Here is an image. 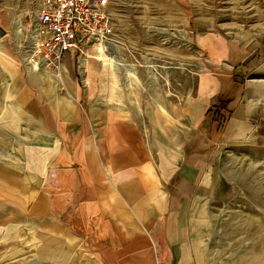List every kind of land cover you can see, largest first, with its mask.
<instances>
[{
    "label": "crops",
    "instance_id": "crops-1",
    "mask_svg": "<svg viewBox=\"0 0 264 264\" xmlns=\"http://www.w3.org/2000/svg\"><path fill=\"white\" fill-rule=\"evenodd\" d=\"M197 43L186 84L180 49L175 65L126 66L145 88L132 100L149 101L135 114L96 110L89 124L68 101L48 104L31 143L17 138L19 110L0 117V139L15 136L12 154L0 141V218L28 220L23 264H214L223 156L264 138V32L209 30Z\"/></svg>",
    "mask_w": 264,
    "mask_h": 264
},
{
    "label": "rangeland",
    "instance_id": "rangeland-1",
    "mask_svg": "<svg viewBox=\"0 0 264 264\" xmlns=\"http://www.w3.org/2000/svg\"><path fill=\"white\" fill-rule=\"evenodd\" d=\"M41 2L0 0V117L4 115L8 122L13 118L8 115L12 112L9 109L19 110L17 138L28 143L33 141L30 136L37 114L42 118L48 104L61 106L68 101L82 114H93L88 117L89 124L96 123V110L142 111L149 101L132 100L139 92L144 94L143 85L132 83L142 72L133 69L134 74H128L126 66L143 64L150 56H162L167 64L175 65V51L180 49L186 84L193 64L202 61L195 46L199 35L209 30L264 32V0H105L109 22L106 39L70 55V66L57 77L50 71L27 69L21 59L22 47L29 38L25 25L32 22ZM15 19L21 25L19 33H15ZM114 51L121 60L117 72L112 69L116 65L109 61ZM82 59L86 60L83 65ZM137 119L145 121L144 117ZM41 136L53 135L44 132ZM12 140L15 136L10 132L0 139L9 154L13 152ZM222 161L226 187L209 207L218 253L214 264H264V138L250 147L227 152ZM24 166L18 170L32 167L28 163ZM24 220L6 222L5 211L3 221L0 218V264H23L16 252L17 248L21 251L22 239L29 232L28 220Z\"/></svg>",
    "mask_w": 264,
    "mask_h": 264
},
{
    "label": "built area",
    "instance_id": "built-area-1",
    "mask_svg": "<svg viewBox=\"0 0 264 264\" xmlns=\"http://www.w3.org/2000/svg\"><path fill=\"white\" fill-rule=\"evenodd\" d=\"M104 5L105 0H42L32 22L25 25L29 38L22 47L23 64L59 77L68 54L106 39L109 22Z\"/></svg>",
    "mask_w": 264,
    "mask_h": 264
},
{
    "label": "bare ground",
    "instance_id": "bare-ground-1",
    "mask_svg": "<svg viewBox=\"0 0 264 264\" xmlns=\"http://www.w3.org/2000/svg\"><path fill=\"white\" fill-rule=\"evenodd\" d=\"M20 28H21V25L19 24V21H18V19H15V33H19L20 32ZM98 43V42H97ZM97 45H99L98 46V50H102V47L100 46V44H97ZM96 47V46H95ZM101 48V49H100ZM27 52H25V54H26ZM79 61H80V59H79ZM85 59H82L81 60V62H82V65H83V63H85ZM109 61H110V63H114L116 66H118L120 63H121V60L119 59V57H118V55H117V52H111L110 54H109ZM112 69H114L113 71L114 72H117L116 70H117V67L116 68H114L113 66H112ZM126 71L128 72V74H133L132 73V70L130 69V68H127L126 69Z\"/></svg>",
    "mask_w": 264,
    "mask_h": 264
}]
</instances>
